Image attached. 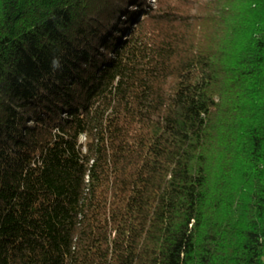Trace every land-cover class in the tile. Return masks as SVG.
Returning <instances> with one entry per match:
<instances>
[{
  "label": "trees",
  "instance_id": "1",
  "mask_svg": "<svg viewBox=\"0 0 264 264\" xmlns=\"http://www.w3.org/2000/svg\"><path fill=\"white\" fill-rule=\"evenodd\" d=\"M140 1L0 0V264H264V0Z\"/></svg>",
  "mask_w": 264,
  "mask_h": 264
},
{
  "label": "rangeland",
  "instance_id": "2",
  "mask_svg": "<svg viewBox=\"0 0 264 264\" xmlns=\"http://www.w3.org/2000/svg\"><path fill=\"white\" fill-rule=\"evenodd\" d=\"M142 1V0H141ZM140 1V3H143L144 1H142L141 2ZM149 2H152V3H155V0H148ZM164 1V4L163 5H165V7L166 8H170L171 7V5H169L170 3H172L173 5H175V4H177L178 2H180L179 0H163ZM181 1H183V0H181ZM185 1H187V0H185ZM189 1H192V4H193V6L194 5H196L197 3H199V2H197V3H195L196 1L195 0H189ZM201 1H203V0H200V2ZM186 4H187V2H186ZM165 7H163L162 9H166ZM156 8V7H155ZM155 8H153V10H152V12L153 13H157L156 11H154V9ZM177 9H178V11L180 12V13H182V11L183 12H185V10H187V9H189L190 7H188V5H183V3H180V6H178V7H176ZM138 9V8H137ZM157 10H158V8H156ZM146 11V10H145ZM141 14V12H139V18L140 19H142V15H140ZM206 24V23H205ZM84 138V137H83Z\"/></svg>",
  "mask_w": 264,
  "mask_h": 264
}]
</instances>
